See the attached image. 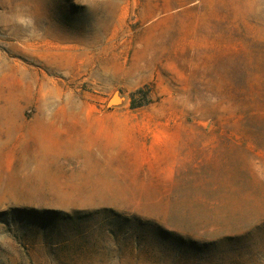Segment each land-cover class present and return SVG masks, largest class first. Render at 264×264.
<instances>
[{
	"label": "rangeland",
	"instance_id": "rangeland-1",
	"mask_svg": "<svg viewBox=\"0 0 264 264\" xmlns=\"http://www.w3.org/2000/svg\"><path fill=\"white\" fill-rule=\"evenodd\" d=\"M0 264H264V0H0Z\"/></svg>",
	"mask_w": 264,
	"mask_h": 264
},
{
	"label": "trees",
	"instance_id": "trees-1",
	"mask_svg": "<svg viewBox=\"0 0 264 264\" xmlns=\"http://www.w3.org/2000/svg\"><path fill=\"white\" fill-rule=\"evenodd\" d=\"M140 105H142V104H137V105H133V104H132L131 107H138V106H140Z\"/></svg>",
	"mask_w": 264,
	"mask_h": 264
}]
</instances>
